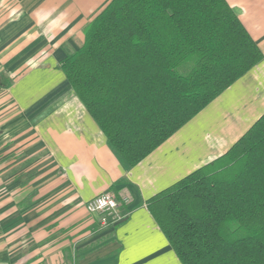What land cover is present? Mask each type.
I'll use <instances>...</instances> for the list:
<instances>
[{
    "label": "crops",
    "instance_id": "crops-1",
    "mask_svg": "<svg viewBox=\"0 0 264 264\" xmlns=\"http://www.w3.org/2000/svg\"><path fill=\"white\" fill-rule=\"evenodd\" d=\"M111 0H0V264H183L147 206L264 114V58L134 166L62 69ZM264 53V0H227ZM111 191L116 216L86 208Z\"/></svg>",
    "mask_w": 264,
    "mask_h": 264
},
{
    "label": "trees",
    "instance_id": "trees-1",
    "mask_svg": "<svg viewBox=\"0 0 264 264\" xmlns=\"http://www.w3.org/2000/svg\"><path fill=\"white\" fill-rule=\"evenodd\" d=\"M263 58L227 0H111L62 69L134 166ZM147 206L183 264H264V114Z\"/></svg>",
    "mask_w": 264,
    "mask_h": 264
},
{
    "label": "built area",
    "instance_id": "built-area-1",
    "mask_svg": "<svg viewBox=\"0 0 264 264\" xmlns=\"http://www.w3.org/2000/svg\"><path fill=\"white\" fill-rule=\"evenodd\" d=\"M128 202V198H117L111 191H105L89 200L86 204L88 211L103 215L104 221H108L109 217L116 216L121 203Z\"/></svg>",
    "mask_w": 264,
    "mask_h": 264
}]
</instances>
